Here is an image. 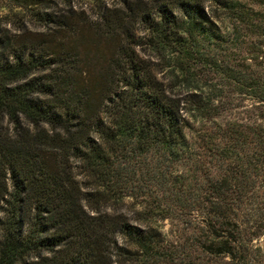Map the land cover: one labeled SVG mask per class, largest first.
Returning <instances> with one entry per match:
<instances>
[{
  "label": "trees",
  "instance_id": "obj_1",
  "mask_svg": "<svg viewBox=\"0 0 264 264\" xmlns=\"http://www.w3.org/2000/svg\"><path fill=\"white\" fill-rule=\"evenodd\" d=\"M207 1L230 12V34ZM263 8L0 0V264L174 263L155 225L168 218L206 224L207 256L253 264ZM142 194L157 203L133 220L124 204Z\"/></svg>",
  "mask_w": 264,
  "mask_h": 264
},
{
  "label": "rangeland",
  "instance_id": "obj_2",
  "mask_svg": "<svg viewBox=\"0 0 264 264\" xmlns=\"http://www.w3.org/2000/svg\"><path fill=\"white\" fill-rule=\"evenodd\" d=\"M208 8L213 9L214 4L207 1ZM264 10V8H263ZM214 14L221 25L223 31L230 34L232 31V23L234 18L229 11L224 9H215ZM154 63L158 64V60L154 59ZM161 65H157L158 76L164 78L167 82L171 83V79L168 75L167 70L161 71ZM171 81V82H170ZM156 204V200L153 195L142 194L137 199L128 198L124 204V210L134 220L136 217L134 205L137 203L138 206L141 204ZM158 226L163 232L164 238L168 243L174 263L169 264H235L230 261L229 256H213L209 257L204 252L200 245V241L207 239L209 230L206 224H188L184 222L182 218H168L166 220H160ZM264 227V224H251V226ZM253 244L256 249L255 256L256 260L253 264H264V235L259 239L254 240ZM261 246L262 249H259Z\"/></svg>",
  "mask_w": 264,
  "mask_h": 264
}]
</instances>
